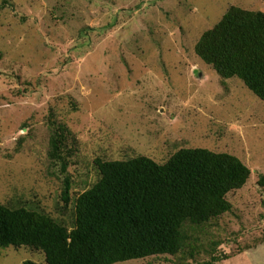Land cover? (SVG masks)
<instances>
[{
	"label": "rangeland",
	"instance_id": "obj_1",
	"mask_svg": "<svg viewBox=\"0 0 264 264\" xmlns=\"http://www.w3.org/2000/svg\"><path fill=\"white\" fill-rule=\"evenodd\" d=\"M232 7L264 12V0H0V204L70 226L98 159L164 164L186 148L227 153L251 176L228 195L232 210L205 229L195 261L123 264L213 256L264 264V100L195 51ZM60 128L71 147L68 211L65 175L49 158ZM26 262L46 264L45 255L0 251V264Z\"/></svg>",
	"mask_w": 264,
	"mask_h": 264
},
{
	"label": "trees",
	"instance_id": "obj_2",
	"mask_svg": "<svg viewBox=\"0 0 264 264\" xmlns=\"http://www.w3.org/2000/svg\"><path fill=\"white\" fill-rule=\"evenodd\" d=\"M195 51L223 79L239 78L264 100V12L230 8ZM52 132L49 158L65 175L61 199L68 211L71 147L65 130ZM95 166L97 178L76 198L70 226L27 207L0 204V251H40L46 264H123L179 255L195 261L205 229L232 210L228 195L251 176L237 157L207 149H181L164 164L141 156L98 159ZM259 185L264 188V176ZM220 261L213 256L195 264Z\"/></svg>",
	"mask_w": 264,
	"mask_h": 264
}]
</instances>
